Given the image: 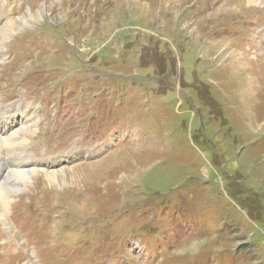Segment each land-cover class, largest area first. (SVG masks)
I'll return each mask as SVG.
<instances>
[{"label":"rangeland","instance_id":"obj_1","mask_svg":"<svg viewBox=\"0 0 264 264\" xmlns=\"http://www.w3.org/2000/svg\"><path fill=\"white\" fill-rule=\"evenodd\" d=\"M141 1L0 0V32L47 10L0 33V107L34 120L2 174L45 164L0 207V264H264V0Z\"/></svg>","mask_w":264,"mask_h":264},{"label":"bare ground","instance_id":"obj_2","mask_svg":"<svg viewBox=\"0 0 264 264\" xmlns=\"http://www.w3.org/2000/svg\"><path fill=\"white\" fill-rule=\"evenodd\" d=\"M134 1L138 5H140V4L143 5V3H142L141 0H134ZM260 1L261 0H246L244 2V5L246 7H248L249 5L250 6L251 5H254L255 3H258ZM147 6H149V5L147 4ZM240 6L242 7L243 6V3L242 4H239V5L237 4L235 6L236 11H240V9H241ZM33 11H30L28 14H25L22 17H20L18 19L19 23H17L18 21L16 19H14V18L13 19L12 18L9 19L8 22H6L5 24L3 23L2 24L3 25L2 26L3 27V30H2V32H0L1 35L6 37V35L8 36V34H9V36L6 37V38H9V37L12 38L13 36L10 35V32L16 30L15 26H18V27H21V26L30 27L31 25H35V23H39L40 18H42L44 16V13L47 10L46 9H42V10L41 9L40 10L38 9V10H35L34 12ZM6 42H8V41H6ZM229 44L230 43H228V45ZM245 80L246 81H244L242 83V85H244L245 83H248L249 85H247L248 86V89H246L244 91V93H245L246 96L243 97L242 102L248 104L249 100L253 96V91H251L252 89L251 90L249 89V88H252L253 79H252V77H250V78L245 79ZM31 108H33L32 105H28V104H25V103L18 104L17 102H16V105L13 103V104H6V105L0 107V113H2L4 115V118H3L2 122H0V142H1L0 144L2 146H4V144H9L12 147H15L16 151H17V148L19 150L20 147H25V148L27 147V145H28L27 144L28 143L27 140L28 139L27 138H24V137H22L20 135V132L23 129H21L19 126L20 125H22V126L24 125L27 128V127H30V124L32 122H34L33 118L31 117ZM24 126H23V128H24ZM33 127H34V125H33ZM19 152H17V153H19ZM5 154L7 155V153H5L4 151H2L0 149V161H1L0 162V165H1L2 161H5V160L8 159V156H6ZM32 159H35V158H30V159L27 160V162H25L26 159H23V161H22L23 164H22V162L19 163V164H17L18 166H17V168L15 170L9 169L4 174H2V171L3 170L0 168V207H2V209L3 208L4 209L5 208L6 209L9 208L10 202L13 199L12 194L10 195V193L14 189H17L18 188V187H15L16 183H17V185H18V183L25 184L27 181L31 180L32 175H34L35 173L39 172V170H42L41 168L38 169L36 167H34V168L31 167L29 169L28 168H25L26 167L25 166V163H26V165H28V164L31 163L34 166L45 165V164H40L39 163L41 160H32ZM60 159L63 160V159H65V157H60ZM9 160L12 162V158L11 157L9 158ZM50 163H56V161L50 162ZM11 167H12V165H11ZM74 168H72L71 169L72 171H70V172H68L67 169H65V168H62V169L57 170V171H53V170L52 171H47L45 174H46V178H47V181H48L49 185L51 187H59L61 184H65V183L67 184V182H68L67 179L69 178L68 175H70L71 173H74L75 172V169ZM12 179H14V182L15 183H12L13 185H8L7 182L8 181H11ZM8 183H10V182H8ZM16 191H19V189L16 190ZM2 209H0V210H2ZM8 211L9 210H3V214H1L2 217H3L2 219L4 220V222H5L6 225H9L10 224V220L7 217V212ZM4 213H5V215H4ZM9 232L11 233V230H9ZM11 242H13L12 239H9L7 241V243H11ZM9 246H10V244H9ZM19 251H20V249L18 247L16 248V251H13V250H12V252H9V250L8 251H5V252H3V254L5 255L4 258L5 259H10L11 255H13V256H16V255L19 256ZM13 261L16 262V260H13ZM15 262H13V264H15ZM10 263L12 264V261ZM19 264H33V263L31 261H28V260H20Z\"/></svg>","mask_w":264,"mask_h":264}]
</instances>
